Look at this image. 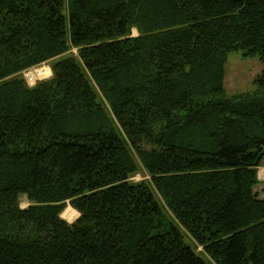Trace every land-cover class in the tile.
<instances>
[{
    "label": "trees",
    "instance_id": "obj_1",
    "mask_svg": "<svg viewBox=\"0 0 264 264\" xmlns=\"http://www.w3.org/2000/svg\"><path fill=\"white\" fill-rule=\"evenodd\" d=\"M234 50L264 64V0H0V264H264V67L228 94Z\"/></svg>",
    "mask_w": 264,
    "mask_h": 264
},
{
    "label": "rangeland",
    "instance_id": "obj_2",
    "mask_svg": "<svg viewBox=\"0 0 264 264\" xmlns=\"http://www.w3.org/2000/svg\"><path fill=\"white\" fill-rule=\"evenodd\" d=\"M131 32H132V36H136L138 33L136 32L135 28H132ZM71 52L75 55L77 54L75 49H73ZM51 63L52 60H49L38 64V66L36 67L29 68L25 73L26 74L25 76L27 77V83L32 85L35 84V82L38 81V79L49 78L52 73V71L50 70ZM225 63L226 64H225V73H224L225 74L224 86L228 94H236V92H245L247 90L254 89L255 86L253 85V82L264 67V64L261 61H259L258 57H247V56L244 57L242 52L238 50L237 51L234 50V52H230L227 55V60ZM45 68L49 70L50 72L49 75L47 71L43 76H40L38 74V70L41 69V71H43L45 70ZM256 177L258 179V183L255 185L254 189L260 197H263L264 196V157L261 163L258 165V167H256ZM130 180L132 182L141 181V180L149 181V175L148 173H146V171H144L141 168L139 172L135 173V175L130 178ZM156 196L158 197V199H160V196L158 194ZM19 199H20V207L26 208L29 205V201L28 199H26L25 195H21ZM67 207H71V206L67 204L64 210ZM71 213H73L72 210ZM78 216L79 215H77L76 218ZM76 218L74 219V221H76Z\"/></svg>",
    "mask_w": 264,
    "mask_h": 264
},
{
    "label": "bare ground",
    "instance_id": "obj_3",
    "mask_svg": "<svg viewBox=\"0 0 264 264\" xmlns=\"http://www.w3.org/2000/svg\"><path fill=\"white\" fill-rule=\"evenodd\" d=\"M48 71V75H49V70H47L45 68V70L41 71V69L38 70V74L40 76H43L45 74V72ZM64 209V208H63ZM71 210L73 211V213H71ZM79 215L78 212L74 209V208H71V207H67L61 214H60V217L64 220H67L68 222H73L74 219L76 218V216Z\"/></svg>",
    "mask_w": 264,
    "mask_h": 264
},
{
    "label": "built area",
    "instance_id": "obj_4",
    "mask_svg": "<svg viewBox=\"0 0 264 264\" xmlns=\"http://www.w3.org/2000/svg\"><path fill=\"white\" fill-rule=\"evenodd\" d=\"M26 75V74H25ZM26 77V76H25ZM26 81H27V77H26ZM33 85V84H32Z\"/></svg>",
    "mask_w": 264,
    "mask_h": 264
}]
</instances>
